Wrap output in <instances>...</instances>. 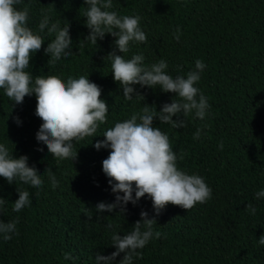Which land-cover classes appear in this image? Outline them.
I'll return each mask as SVG.
<instances>
[{
    "label": "trees",
    "instance_id": "trees-1",
    "mask_svg": "<svg viewBox=\"0 0 264 264\" xmlns=\"http://www.w3.org/2000/svg\"><path fill=\"white\" fill-rule=\"evenodd\" d=\"M25 4L30 5L33 29L38 27L42 9L49 11L52 22L60 20L63 26L67 21L74 52L48 65L50 57L44 48L51 37L45 30V43L33 54L27 71L34 77L57 75L65 82L69 76L89 75L101 88L109 112L95 137L74 143L75 161H58L36 140L42 120L35 115V94L13 105L0 89V143L15 158L27 155L29 166L34 165L40 175L51 168L59 181L53 189L48 177L42 176L44 184L36 189L18 180L9 184L0 177V198L6 200L0 220L19 218L11 240L0 236V264H96L97 253L110 255L116 250L111 246L113 232L121 236L129 232L142 210L150 218L155 213L147 195L136 205L129 202L124 214L119 209L96 213L99 202L113 203L116 194L102 171L110 150H97L94 145L104 139L108 127L140 112L144 104L155 105L159 111L175 94L134 85L144 99L124 98L110 62L104 60L115 38L105 34L96 46L83 41L90 31L85 26V0H23L17 8ZM111 10L139 15L147 36L146 43L130 45L123 54L126 59L143 54L145 65L164 59L173 78H186L195 61L202 60L206 67L195 86L210 106L204 120L194 114L182 117L186 126L180 129L154 121L153 126L169 136L178 168L202 176L212 196L190 210L167 205L155 217L154 231L161 232V237L138 250L142 256L134 258L133 264H264V245L258 242L264 235V197L255 198L257 191L264 190V0H113ZM177 26L179 42L173 36ZM117 54L122 55L118 50ZM198 128L200 138L194 139ZM16 189L29 191L31 201L18 213L13 211ZM247 204L256 209L255 214L246 209ZM65 253L72 258L65 260Z\"/></svg>",
    "mask_w": 264,
    "mask_h": 264
},
{
    "label": "clouds",
    "instance_id": "clouds-1",
    "mask_svg": "<svg viewBox=\"0 0 264 264\" xmlns=\"http://www.w3.org/2000/svg\"><path fill=\"white\" fill-rule=\"evenodd\" d=\"M22 3L23 0H0V89L14 102L13 105L22 104L26 96L35 94V115L42 120L36 140L46 145L48 152L58 161H75L78 151L74 150V143L96 136L99 126L107 122L109 107L101 99V88L89 80V75H80L78 78L69 76L65 82L57 75L34 77L32 72L27 71L33 54L45 43V30L46 35L51 37L44 48L45 54L50 57L48 65L55 64L61 58L67 59L74 52L67 21L63 26L60 20L52 22L49 11L42 9L38 27L33 29L29 26L30 5L17 8ZM85 4V26L90 31L83 41L96 46L105 34L115 38L113 50L104 60L110 62L113 79L122 88L124 98L132 100L135 96L144 99L134 85L159 88L164 93L175 94L171 103H164L159 111L155 105L144 104L140 112L108 127L102 134L104 139L94 145L97 150H110L108 157L102 161V171L109 178L112 192L116 194L113 203L99 202L95 206L97 214L113 213L116 209L124 214L129 202L136 205L146 195L152 201L154 216L150 218L149 213L142 210L140 219L129 232L122 236L112 233L111 246L116 250L110 255L97 253L95 257L96 264H117V257L123 254L118 264H133L134 258L142 256L138 250L143 249L154 237H161V232L154 231V225L157 224L155 217L167 205L190 210L196 204L211 199L212 189L205 179L178 168V156L172 149L169 136L153 126L154 121L158 120L159 123L180 129L186 126L184 118L190 114L204 120L210 106L203 92L195 85L200 81L206 65L198 59L194 70L189 71L186 78L183 75L173 78L166 71L168 63L164 59L150 65L144 64L143 54H133L130 59H126L123 54L130 51L131 44L147 42L146 33L140 26L141 17L120 15L111 10L113 0H85ZM180 34L177 26L173 34L177 42ZM80 46L83 47V43ZM117 50L122 55L117 54ZM15 122L18 125L21 123L18 117ZM200 134L201 129L198 128L193 138L199 139ZM219 147L223 149L222 142ZM38 150L43 151L42 148ZM179 159H183V155ZM28 160L27 155L15 158L13 152L0 143V177L9 184L18 180L40 189L44 184L42 176L46 175L51 187H58L59 181L51 168L40 175L34 165L29 166ZM16 191L18 199L13 203V211L18 213L30 206L31 201L29 191ZM262 197L264 190L255 193L256 199ZM5 203L6 200L0 198V207ZM246 209L252 214L256 212L251 204H247ZM88 219H92L90 213ZM97 219H100V215H97ZM18 221V217L7 222L0 220V236L4 241L11 240L12 234L17 233ZM107 228H112V225L108 224ZM258 242L264 245V235L260 236ZM71 258L70 253L64 254L65 260Z\"/></svg>",
    "mask_w": 264,
    "mask_h": 264
}]
</instances>
